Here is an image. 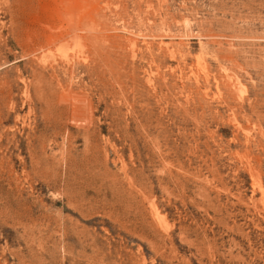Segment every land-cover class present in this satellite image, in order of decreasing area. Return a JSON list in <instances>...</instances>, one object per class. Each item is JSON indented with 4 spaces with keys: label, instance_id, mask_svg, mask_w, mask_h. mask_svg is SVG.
Returning <instances> with one entry per match:
<instances>
[{
    "label": "rangeland",
    "instance_id": "374dc122",
    "mask_svg": "<svg viewBox=\"0 0 264 264\" xmlns=\"http://www.w3.org/2000/svg\"><path fill=\"white\" fill-rule=\"evenodd\" d=\"M0 264H264V0H0Z\"/></svg>",
    "mask_w": 264,
    "mask_h": 264
}]
</instances>
